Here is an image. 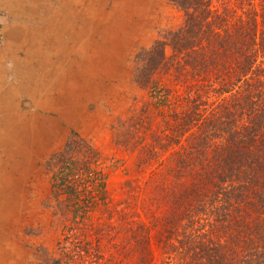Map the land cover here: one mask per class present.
Instances as JSON below:
<instances>
[{"label":"trees","instance_id":"1","mask_svg":"<svg viewBox=\"0 0 264 264\" xmlns=\"http://www.w3.org/2000/svg\"><path fill=\"white\" fill-rule=\"evenodd\" d=\"M170 1L181 23L137 53L147 97L116 128L140 178L117 208L70 162L64 229L119 264H264V0Z\"/></svg>","mask_w":264,"mask_h":264},{"label":"rangeland","instance_id":"2","mask_svg":"<svg viewBox=\"0 0 264 264\" xmlns=\"http://www.w3.org/2000/svg\"><path fill=\"white\" fill-rule=\"evenodd\" d=\"M35 14L27 23L48 31L46 64L36 71L46 89L40 96L21 90L10 110H0V264H70V255L74 264H119L102 252L88 257L79 248L85 242L70 240V192L53 184L70 162H90L96 181L86 191L101 198L104 182L112 206L122 207L126 181L140 175L136 154L116 143V128L147 97L134 82V60L182 13L170 0H42ZM12 20L0 10L1 48ZM13 65L5 58L9 83L17 78Z\"/></svg>","mask_w":264,"mask_h":264},{"label":"bare ground","instance_id":"3","mask_svg":"<svg viewBox=\"0 0 264 264\" xmlns=\"http://www.w3.org/2000/svg\"><path fill=\"white\" fill-rule=\"evenodd\" d=\"M40 1L42 0H0V10L7 11V17L13 19L12 26H4L5 45L4 48L0 47V110L2 112H6V107L10 110V103L20 96L21 90H26L27 94L32 96H40L46 89L42 86L43 82L40 81V77H37L36 71L37 67L46 64L41 53L48 47V44L44 42V39L47 40L48 31L45 30V27L39 28L27 23L30 20L39 19L35 13L38 11ZM19 21L21 22L19 23ZM48 22L50 21L48 20L46 23L48 24ZM50 23L48 30L52 26ZM14 42L18 45L13 47ZM22 51H24L23 56H20ZM5 58H11L12 64H14L17 74L16 81L7 82L3 66ZM0 122H2L1 118Z\"/></svg>","mask_w":264,"mask_h":264},{"label":"crops","instance_id":"4","mask_svg":"<svg viewBox=\"0 0 264 264\" xmlns=\"http://www.w3.org/2000/svg\"><path fill=\"white\" fill-rule=\"evenodd\" d=\"M5 12H7V11H5ZM7 15H8V13H7Z\"/></svg>","mask_w":264,"mask_h":264}]
</instances>
